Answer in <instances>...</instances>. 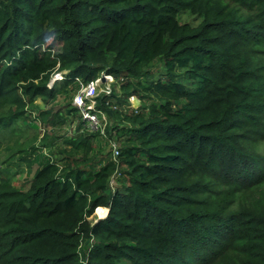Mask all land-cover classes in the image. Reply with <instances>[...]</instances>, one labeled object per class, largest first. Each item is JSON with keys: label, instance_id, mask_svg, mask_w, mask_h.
<instances>
[{"label": "trees", "instance_id": "1", "mask_svg": "<svg viewBox=\"0 0 264 264\" xmlns=\"http://www.w3.org/2000/svg\"><path fill=\"white\" fill-rule=\"evenodd\" d=\"M102 71L128 77L107 136L51 137L31 189L0 183V264H264V0H0V126L70 124L58 96Z\"/></svg>", "mask_w": 264, "mask_h": 264}, {"label": "rangeland", "instance_id": "2", "mask_svg": "<svg viewBox=\"0 0 264 264\" xmlns=\"http://www.w3.org/2000/svg\"><path fill=\"white\" fill-rule=\"evenodd\" d=\"M59 46L60 45L56 44L52 52L55 53ZM49 84L50 83H48V87ZM63 94L58 96V102L54 107L56 110L61 109L65 112L69 101L71 102V95L65 97V95ZM24 99H28V97L25 96ZM36 103H38L39 105H43V109H47L49 107V105L47 106V104L41 98L37 99ZM128 104L129 102H124L120 111L121 113L128 112ZM28 111L30 110H27V112ZM36 114L39 115V111L32 110V113L28 114V118L30 120H33L35 119ZM71 119H74V121L58 129L49 124H45V122H43L41 118L37 122L39 125L37 129L28 126L21 120L12 122L7 127L0 126V183L2 181H9L14 188L20 191H28L29 189H31L34 183L33 180L36 178L35 171L38 168V163L37 161L33 160L34 154L32 153L37 150H41L43 153H46L45 150L47 151V148H44L43 145L51 137V141L56 140L59 142V150L64 151L67 147H69V145L65 143V139H69L74 135L75 131L72 129V127H77L76 121H78V117H74L72 115ZM110 119L109 122L111 120L113 121V119ZM262 128L264 129V126H262ZM82 132L83 130H78L76 132V135H79ZM54 135L56 136L53 137ZM110 140L116 141V143L121 146V140L119 138L112 137ZM105 148L107 151L109 150L107 145L105 146ZM258 149L260 151H264V140L259 143ZM106 150L105 152H107ZM83 151L84 153H81L80 155L89 158H92L96 152L95 148L87 152L85 150ZM7 167H10L11 173L5 171ZM83 167H85V165H83ZM102 208L104 209L105 207L101 206V208L98 209L97 212L94 211V213L88 217L87 221L95 224L97 221L107 216V212L103 216L104 210ZM84 242L85 239L81 237L77 251H82Z\"/></svg>", "mask_w": 264, "mask_h": 264}, {"label": "built area", "instance_id": "3", "mask_svg": "<svg viewBox=\"0 0 264 264\" xmlns=\"http://www.w3.org/2000/svg\"><path fill=\"white\" fill-rule=\"evenodd\" d=\"M67 73L68 71L61 72L56 70L51 77L49 87L52 88L55 82L66 79ZM123 81L125 82L124 77L117 79L113 74L107 73L106 71L102 72L99 77L88 82H85L80 77L75 78L77 90L73 91L71 99V104L79 115L78 121H76L77 127H72L75 133L78 130H83L82 133L98 131L103 136H107L109 116L104 108L100 106V103L105 99V103L115 109L117 106L111 104V99L114 94L122 93L120 84ZM137 98L136 95H131L128 99L132 108L131 111H139V108L134 106V101ZM79 124H82V126L79 127ZM110 143V150L114 152V157L116 158L119 155L120 146L113 140ZM111 184L115 185L114 177L111 180Z\"/></svg>", "mask_w": 264, "mask_h": 264}, {"label": "clouds", "instance_id": "4", "mask_svg": "<svg viewBox=\"0 0 264 264\" xmlns=\"http://www.w3.org/2000/svg\"><path fill=\"white\" fill-rule=\"evenodd\" d=\"M56 70H57V71H60V70H59V67H58ZM56 70H55V71H56ZM55 71H54V72H55ZM62 71H68V73H69V70H62ZM62 71H61V72H62ZM54 72H53V73H54ZM102 72H104V71H102ZM102 72H101V73H102ZM106 72H107V71H106ZM53 73H52V75H53ZM68 73H67V75H68ZM101 73H100V75H101ZM107 73H108V72H107ZM110 74H112V73H110ZM100 75H99V76H100ZM113 75H114V74H113ZM99 76H98V77H99ZM114 76H115V75H114ZM51 77H52V76H51ZM115 77H116V76H115ZM67 78H68V77H67ZM67 78H66V79H67ZM96 78H97V77H96ZM116 78H117V77H116ZM121 78H123V77H119V78H117V79H121ZM124 78H125V82H127L128 77H124ZM94 79H95V78H94ZM103 79H104V77H103ZM64 80H65V79H64ZM62 81H63V80H61V81H57V82H55V83L62 82ZM125 82H124V81L121 82V84H120V86H121V90H122V85H123V83H125ZM55 83H54V84H55ZM117 85H119V84H117ZM53 86H54V85H53ZM122 92H123V91H122ZM114 95H115V94H114ZM116 95L121 96L122 93H120V94H119V93H118V94L116 93ZM132 95H135V94H132ZM72 96H73V95H71V99H72ZM130 96H131V95H130ZM130 96H129V97H130ZM136 96H137V95H136ZM137 97H138V96H137ZM128 99H129V98H128ZM137 99L140 100L139 97H138ZM113 100H114V97H112V99H111V104H112V105L114 104V105L117 106V104H115V103L112 102ZM128 101H129V100H128ZM140 101H141V100H140ZM135 102H136V100L134 101V106H135ZM112 108H113V107H112ZM116 108H117V107H116ZM116 108H115V109H116ZM127 108L129 109L128 112L131 111L132 108H131V106H130V103L128 104V107H127ZM137 108H139V110H140V107H137ZM113 109H114V108H113ZM133 111H134V110H133ZM134 112H135V111H134ZM138 112H139V111H138ZM106 113H107V112H106ZM109 119H110V118H109ZM109 123H110V122H109ZM100 208H101V206L97 207V208L95 209V212H97V210L100 209ZM104 209L107 210V214H108V211H109L108 208L105 207ZM102 217H103V216H102ZM102 217H100V218H102ZM105 217H106V216H105ZM103 218H104V217H103ZM98 220H99V219H98ZM97 222H98V221H97ZM97 222H96V223H97ZM91 241H92V240H91Z\"/></svg>", "mask_w": 264, "mask_h": 264}, {"label": "water", "instance_id": "5", "mask_svg": "<svg viewBox=\"0 0 264 264\" xmlns=\"http://www.w3.org/2000/svg\"><path fill=\"white\" fill-rule=\"evenodd\" d=\"M141 105H142L141 101L139 99H136L135 107H140ZM40 106L44 108L43 105H40Z\"/></svg>", "mask_w": 264, "mask_h": 264}, {"label": "bare ground", "instance_id": "6", "mask_svg": "<svg viewBox=\"0 0 264 264\" xmlns=\"http://www.w3.org/2000/svg\"><path fill=\"white\" fill-rule=\"evenodd\" d=\"M103 209V208H102ZM104 210V214H103V216L105 215V213H106V210L105 209H103Z\"/></svg>", "mask_w": 264, "mask_h": 264}]
</instances>
